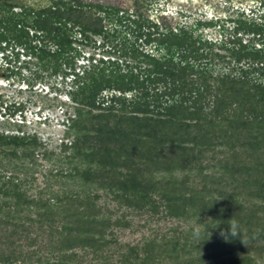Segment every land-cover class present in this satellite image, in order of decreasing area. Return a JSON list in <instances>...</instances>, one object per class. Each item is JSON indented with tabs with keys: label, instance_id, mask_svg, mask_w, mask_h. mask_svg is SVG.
I'll return each instance as SVG.
<instances>
[{
	"label": "trees",
	"instance_id": "obj_1",
	"mask_svg": "<svg viewBox=\"0 0 264 264\" xmlns=\"http://www.w3.org/2000/svg\"><path fill=\"white\" fill-rule=\"evenodd\" d=\"M48 1L0 0L10 73L28 87L60 73L72 80L59 150L23 130L26 115L18 132L0 129V264H264V43L221 39L234 65L214 70L226 55L196 33L203 21L146 24L97 5L124 26L120 50L77 70L73 27L88 37L79 17L96 4ZM103 17L93 31L107 37ZM237 20L235 32L264 31ZM20 49L30 59L17 65ZM41 160L59 187L35 193L28 170ZM143 227L151 233L122 241Z\"/></svg>",
	"mask_w": 264,
	"mask_h": 264
},
{
	"label": "rangeland",
	"instance_id": "obj_2",
	"mask_svg": "<svg viewBox=\"0 0 264 264\" xmlns=\"http://www.w3.org/2000/svg\"><path fill=\"white\" fill-rule=\"evenodd\" d=\"M23 1V0H21ZM25 2L33 5L48 4V0H24ZM147 8L158 17L164 16L167 20L166 26H183L194 25L199 20L204 22L200 30L196 33H203L204 37L208 40L214 41L213 51L226 55V60H218L215 58L213 61V69L229 70L234 62H225L233 60L230 56V51L220 46L221 39L229 40L234 37L243 38L244 42L254 44L256 47H261L264 43V31L260 33L255 31L239 30L235 32L238 25L236 19H247L254 21L256 24H264V0H145ZM84 3H93L96 6H86V11L79 18H81L85 24L90 25V29L86 30L88 37L84 36L82 32L83 25L76 24L73 27L75 33L73 46L75 50V65L77 70L88 67L90 64L100 59H106L114 57L118 54L121 46V38L123 33L118 32L115 35L116 29L120 30L123 25L118 24L117 19L112 21L107 20L108 15L105 11L101 10L97 5H102L103 8L109 7L112 3H118L119 0H83ZM16 11H20L21 8H13ZM112 9V8H109ZM99 15H103V23L109 29L107 30V37L105 34L95 33L93 27H96V19ZM127 16L132 20L145 22L146 24H152L154 21H158V17L152 15L141 16L136 13L135 10H120L119 13L112 16ZM163 23V21H158ZM72 25V23H71ZM161 30H167L166 27H160ZM33 29H30V33L33 34ZM132 38H135L132 36ZM143 40V48L145 50H151L154 48L151 44H146L145 36L139 38L141 42ZM5 46L6 42L0 43ZM20 47H17L18 49ZM208 51V48L206 49ZM12 51L11 47H8L5 52L0 51V129L18 132L19 124L24 120L22 115H26V120L22 123L23 130L26 132H38L44 139H51L49 148H54L60 142V138L63 137L64 131L67 125L64 123L66 119L65 110L72 104V100L67 96V88L72 85L71 77H64L60 73L57 76H52L43 81H37L35 86L28 87L29 84L22 79L21 74H11L7 69V63L4 59V53L9 54ZM21 56L17 65L24 64L29 61L30 56L23 53L20 49ZM10 56H13L10 54ZM11 58V57H10ZM232 58V59H231ZM34 61V58L33 60ZM27 63V62H26ZM210 65V64H209ZM247 65V64H246ZM30 68H34V63L29 64ZM249 66V65H247ZM24 75L30 73L29 69L22 68ZM24 77V76H23ZM24 102L26 107L23 113L17 112L13 118L8 117L7 106L13 103ZM72 110V107L70 108ZM4 114V115H3ZM16 121L17 123L13 122ZM57 147V146H56ZM56 149V148H54ZM56 150H59L57 148ZM42 162L37 165L36 171L33 169L28 170V178L31 179L34 174V179H31V192H38V190L45 188L46 184L52 183L56 188L59 187L57 179L49 174L48 168L51 167L49 162ZM45 165V166H44ZM20 177H23V173H20ZM50 185V184H49ZM49 191L46 192L48 194ZM136 224L138 219H135ZM173 221H161L160 224L163 229H166L169 225L173 224ZM139 230V231H138ZM131 232L130 229L126 230L121 239L122 241L135 242L141 234L146 233L149 235L150 230L145 227Z\"/></svg>",
	"mask_w": 264,
	"mask_h": 264
},
{
	"label": "crops",
	"instance_id": "obj_3",
	"mask_svg": "<svg viewBox=\"0 0 264 264\" xmlns=\"http://www.w3.org/2000/svg\"><path fill=\"white\" fill-rule=\"evenodd\" d=\"M83 2V0H81ZM176 2H181L180 0H176ZM109 7H117L121 10H139L140 12H144V15H152L154 17H158L157 15L153 14L148 8L145 0H119L118 3H112L109 5ZM158 21H166L164 19V16H160L157 18Z\"/></svg>",
	"mask_w": 264,
	"mask_h": 264
}]
</instances>
